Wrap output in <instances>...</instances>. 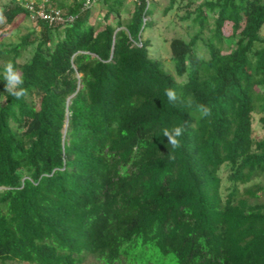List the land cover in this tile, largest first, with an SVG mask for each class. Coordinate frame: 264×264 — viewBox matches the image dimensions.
Returning a JSON list of instances; mask_svg holds the SVG:
<instances>
[{
	"label": "trees",
	"instance_id": "obj_1",
	"mask_svg": "<svg viewBox=\"0 0 264 264\" xmlns=\"http://www.w3.org/2000/svg\"><path fill=\"white\" fill-rule=\"evenodd\" d=\"M29 1L1 3L0 24L30 18ZM34 1L75 19L0 32L1 263L264 264V0H169L197 27L170 39L174 72L146 35L154 0L128 19L127 0H99L103 21L84 0Z\"/></svg>",
	"mask_w": 264,
	"mask_h": 264
},
{
	"label": "rangeland",
	"instance_id": "obj_2",
	"mask_svg": "<svg viewBox=\"0 0 264 264\" xmlns=\"http://www.w3.org/2000/svg\"><path fill=\"white\" fill-rule=\"evenodd\" d=\"M12 0H0L1 3H8ZM25 0H20V2H24ZM65 2H73V0H61ZM81 1V0H78ZM151 4L153 3L152 0ZM156 2V9L154 13V19L156 20V23H154L153 28L147 33L146 35L150 36V38L153 41L152 44V51L155 52V55L161 57L163 60H165V67L171 71L174 72V66L171 62V49H170V39L174 36H177L179 34L184 33H192L195 28V26H191L188 23H184L185 26L183 27V22L180 20V18L175 15L176 10L172 9L165 13V8L169 5V0H154ZM198 2H201L203 0H197ZM135 6V0H127L125 3V6L123 7L121 13L124 19H128L131 17ZM106 11V8L102 5V3L99 0H96L92 4V12H93V19L94 21H103L104 13ZM191 23V22H189ZM188 24V25H187ZM35 26V22L31 20L30 18L26 17L25 20L20 21L18 24V27L15 26V24H7L4 25L0 24V32L2 30L6 31L8 28H12V32L6 33L4 39L8 42H16L21 39L23 35H25L29 30H31ZM224 31L226 34H231L232 28L231 23L227 22ZM262 35L264 36V29L262 31ZM261 44H258L257 46H260ZM255 49V48H254ZM251 51V56L254 54L255 50ZM2 63V61H0ZM262 91H264V86L261 87ZM259 115H255V127H256V133L258 135H263V130L261 129L259 123H258ZM94 261V260H92ZM91 261V262H92ZM91 262L84 263V264H91ZM0 264L1 261H0ZM24 264V263H19Z\"/></svg>",
	"mask_w": 264,
	"mask_h": 264
},
{
	"label": "clouds",
	"instance_id": "obj_3",
	"mask_svg": "<svg viewBox=\"0 0 264 264\" xmlns=\"http://www.w3.org/2000/svg\"><path fill=\"white\" fill-rule=\"evenodd\" d=\"M2 22V20H0ZM3 80L5 81V90L12 97L20 99L25 95V89L21 87L24 83L23 78L19 71L15 68L13 63L7 62L3 66ZM164 96L167 97L168 101L172 104H175L179 97L175 90L171 88L164 89ZM184 105L191 110L193 107V101L190 98H186ZM197 111H199L201 117H208L211 115L212 109L205 104H197ZM162 136L167 137V143L170 151L167 156L168 160H175L176 155L175 151L179 149L181 145V137L185 132V126L183 125H173L171 128L164 127L161 129Z\"/></svg>",
	"mask_w": 264,
	"mask_h": 264
},
{
	"label": "built area",
	"instance_id": "obj_4",
	"mask_svg": "<svg viewBox=\"0 0 264 264\" xmlns=\"http://www.w3.org/2000/svg\"><path fill=\"white\" fill-rule=\"evenodd\" d=\"M95 0H84V7L91 6ZM25 6L30 11L31 20L38 21L44 20L51 24L60 23V22H71L75 19L73 14L65 15L63 10L47 5L45 2L36 3L34 0H31L25 4Z\"/></svg>",
	"mask_w": 264,
	"mask_h": 264
}]
</instances>
